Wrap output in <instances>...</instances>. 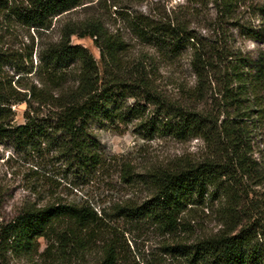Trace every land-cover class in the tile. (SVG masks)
I'll use <instances>...</instances> for the list:
<instances>
[{
    "label": "trees",
    "instance_id": "1",
    "mask_svg": "<svg viewBox=\"0 0 264 264\" xmlns=\"http://www.w3.org/2000/svg\"><path fill=\"white\" fill-rule=\"evenodd\" d=\"M187 1L213 6L215 36H227L231 27L261 47L250 54L222 37L200 39L175 13L157 19L127 15L135 40L156 49L166 62L174 64L191 49L196 85L182 89L184 99L175 102L155 94L157 70L152 63L147 66L152 56L134 58L131 43L110 31L102 18L64 24L58 41L35 43L84 0H22L20 5L0 0V146L8 143L43 159L44 152L54 151L53 160L66 165L65 175L86 180L103 165L92 129L124 122L131 114L138 118L139 111L123 113L117 103L141 96L159 113L146 130L180 141L200 140L207 149L201 160L152 167L139 180L128 170L125 175L133 183L152 190L141 204L121 202L100 210L88 201L24 204L12 220L0 223V264H40L37 258L68 264L92 253L98 254L96 264H121L134 252L125 233L110 226L115 221L148 222L167 237L162 253L185 264H264L258 244L264 237V196L252 189L264 180L251 147L253 133L264 130V0ZM248 3L257 12L245 22L236 12ZM15 29L37 36L16 50L9 43ZM73 36L94 40L103 70L86 48L71 44ZM21 105L26 107L24 123L15 125L13 108ZM194 206L211 209L217 231L195 235L193 219L186 217ZM41 240L46 243L42 252Z\"/></svg>",
    "mask_w": 264,
    "mask_h": 264
},
{
    "label": "rangeland",
    "instance_id": "2",
    "mask_svg": "<svg viewBox=\"0 0 264 264\" xmlns=\"http://www.w3.org/2000/svg\"><path fill=\"white\" fill-rule=\"evenodd\" d=\"M21 4L22 0H3ZM250 4L241 7L236 13L244 21H249L250 13H256ZM189 24L190 30L200 39L206 38L215 41L220 34L215 36L214 26L215 11L211 4L200 5L190 4L187 0H84L81 7L76 8L69 15L56 19L49 32L42 34L35 39V43L56 42L61 37V30L64 24H76L91 17L102 18L106 27L112 32H120L122 36L131 43V54L134 58L143 55H151L152 60L147 61L148 68L156 67L157 73L152 77L156 95L162 100L181 102L183 91L190 90L196 85V77L192 70V52L186 49L182 56L174 63L165 61L156 49L141 45L135 40L128 24V16L145 15L155 19L166 15H173ZM128 15V16H127ZM258 20V18H257ZM254 18L252 23L258 24ZM228 45L241 49L243 53L255 54L260 45L239 34L233 28H227ZM15 39L10 40L13 49L20 50L25 45L32 44L31 36H37L36 32L15 29ZM72 45H79L86 48L95 57L101 70L100 50L96 47L94 40L86 37L73 36ZM24 49V48H23ZM35 65L37 64L36 54L34 55ZM71 75H74L75 68H71ZM34 81L35 78H30ZM34 79V80H33ZM30 81V82H31ZM183 89V91H182ZM139 103V104H138ZM138 105V106H137ZM118 111L128 114L134 108L140 114L126 116V120L104 123L94 127L92 136L98 141L99 149L103 155V165L98 172L86 180H81L72 175H65L66 165L56 159L54 151L44 152L45 159L38 158L32 153L15 151L8 143L0 146V223L12 220L24 204L31 202L39 205H46L54 201L65 203L90 202L98 210L108 209L116 203L130 202L141 204L152 196V190L140 182L138 176L152 167H167L179 160L198 161L207 154L204 143L200 140L180 141L161 133L152 134L145 129L146 125L158 116L157 105L149 103L143 97L122 99L117 103ZM15 125L24 123L25 105L13 108ZM46 144L43 145V148ZM252 158L260 165L264 180V130L253 133ZM130 171L134 174L130 180L125 173ZM258 197L264 196V185L253 187ZM192 208V209H191ZM191 212L187 219H193L195 235H202L210 231H217L218 223L211 214V209L206 207H190ZM112 228L119 229L125 233L129 246H133L121 264H185L183 260L166 256L162 253L161 247L167 237H164L156 228L148 222L139 225L126 224L123 221L111 222ZM258 244L264 257V237L259 238ZM41 252L45 249L46 243L41 240ZM134 257V258H133ZM98 254L92 253L84 259H75L68 264H96ZM40 264L44 260L37 258ZM12 264H25V262L13 261Z\"/></svg>",
    "mask_w": 264,
    "mask_h": 264
}]
</instances>
